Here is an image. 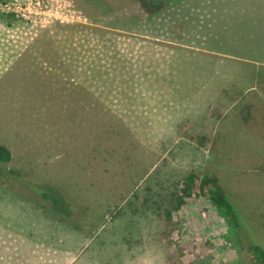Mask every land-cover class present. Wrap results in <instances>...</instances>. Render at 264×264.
I'll return each instance as SVG.
<instances>
[{"label": "rangeland", "instance_id": "obj_1", "mask_svg": "<svg viewBox=\"0 0 264 264\" xmlns=\"http://www.w3.org/2000/svg\"><path fill=\"white\" fill-rule=\"evenodd\" d=\"M71 1L87 24L0 21V264H257L264 0Z\"/></svg>", "mask_w": 264, "mask_h": 264}, {"label": "built area", "instance_id": "obj_2", "mask_svg": "<svg viewBox=\"0 0 264 264\" xmlns=\"http://www.w3.org/2000/svg\"><path fill=\"white\" fill-rule=\"evenodd\" d=\"M0 21L5 17L31 29L45 30L55 24H87V19L71 0H5L0 2ZM16 23V24H17Z\"/></svg>", "mask_w": 264, "mask_h": 264}, {"label": "trees", "instance_id": "obj_3", "mask_svg": "<svg viewBox=\"0 0 264 264\" xmlns=\"http://www.w3.org/2000/svg\"><path fill=\"white\" fill-rule=\"evenodd\" d=\"M11 152L4 145L0 144V162L9 163L11 161ZM1 176V173H0ZM185 188L182 190V195L187 196V190L195 189L198 193L203 194L211 205L220 211L226 220L234 227H239L240 220L236 207L230 201L224 189L218 184L215 177H203L199 178L195 174H189L185 179ZM48 195H52L50 192L42 194L43 197L48 198ZM49 199V198H48ZM183 199L177 197L175 205H172L169 210H166V217L170 218L173 212H177L181 208ZM248 249L253 255L257 264H264V250L252 243H248Z\"/></svg>", "mask_w": 264, "mask_h": 264}, {"label": "crops", "instance_id": "obj_4", "mask_svg": "<svg viewBox=\"0 0 264 264\" xmlns=\"http://www.w3.org/2000/svg\"><path fill=\"white\" fill-rule=\"evenodd\" d=\"M18 25L19 26H22L21 24H19L18 23ZM77 62H76V64H77V66H76V75L77 76H80V73H81V68H80V57H77ZM72 66H73V73L75 74V66H74V64H75V58H74V56H73V58H72Z\"/></svg>", "mask_w": 264, "mask_h": 264}]
</instances>
